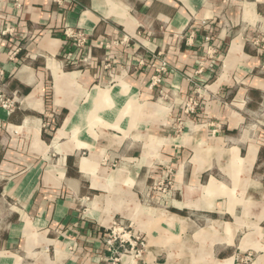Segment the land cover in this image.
<instances>
[{
  "label": "crops",
  "instance_id": "0c3cea01",
  "mask_svg": "<svg viewBox=\"0 0 264 264\" xmlns=\"http://www.w3.org/2000/svg\"><path fill=\"white\" fill-rule=\"evenodd\" d=\"M0 92V264H264V0H0Z\"/></svg>",
  "mask_w": 264,
  "mask_h": 264
},
{
  "label": "built area",
  "instance_id": "2783aa9c",
  "mask_svg": "<svg viewBox=\"0 0 264 264\" xmlns=\"http://www.w3.org/2000/svg\"><path fill=\"white\" fill-rule=\"evenodd\" d=\"M66 36L68 38V41H73V45H70L72 49L68 50L66 53H64L63 59L67 62L68 65L73 64L74 66L81 67V66H88L89 65V57L88 59L85 56V50L87 45V36L85 33L81 31H71L67 32ZM167 62L162 61L158 64H153L152 68L155 69L156 76L153 77V82L155 85L160 84L163 81L162 74L166 72ZM195 105V103H192V106ZM17 107V101L16 99H10L2 95L0 92V108L4 111L11 113L13 112ZM190 109V108H189ZM192 109V107H191ZM168 179V176L166 177ZM169 180V179H168ZM168 183V181H167ZM169 184V183H168ZM168 185L163 183H157L155 182V190L164 191V187ZM128 231L126 227L122 224L116 223L113 229L106 234V236L111 239V241L108 242V245H111L113 241L119 240L120 246L122 248H125L126 243L131 242L130 238L129 240L126 238ZM140 242V241H139ZM136 240L132 244L131 251L139 245L141 248L144 247V243ZM125 254H129L130 251L128 249H124ZM139 251H137V254Z\"/></svg>",
  "mask_w": 264,
  "mask_h": 264
},
{
  "label": "trees",
  "instance_id": "16d2710c",
  "mask_svg": "<svg viewBox=\"0 0 264 264\" xmlns=\"http://www.w3.org/2000/svg\"><path fill=\"white\" fill-rule=\"evenodd\" d=\"M68 67H69V68H70V67H74V68H78V69H79V68H81V69L83 68V66H82V67H77V66H74L73 64L68 65Z\"/></svg>",
  "mask_w": 264,
  "mask_h": 264
}]
</instances>
